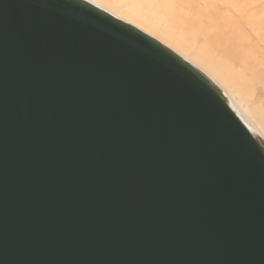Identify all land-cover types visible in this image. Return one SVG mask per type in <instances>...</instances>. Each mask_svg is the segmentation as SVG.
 <instances>
[{
  "label": "water",
  "instance_id": "water-1",
  "mask_svg": "<svg viewBox=\"0 0 264 264\" xmlns=\"http://www.w3.org/2000/svg\"><path fill=\"white\" fill-rule=\"evenodd\" d=\"M0 264H264V142L90 1L0 0Z\"/></svg>",
  "mask_w": 264,
  "mask_h": 264
},
{
  "label": "bare ground",
  "instance_id": "bare-ground-1",
  "mask_svg": "<svg viewBox=\"0 0 264 264\" xmlns=\"http://www.w3.org/2000/svg\"><path fill=\"white\" fill-rule=\"evenodd\" d=\"M119 1L121 3H125V5L121 6V3ZM150 1H163V0H150ZM98 2L102 5L110 4L111 6H114V8L119 12L121 16L120 17L117 15L118 17L124 18V20L134 19L135 21L141 22L143 25H146L148 28L156 31L160 36L173 41L174 44L182 48L184 52H188L192 54L191 55L192 58L196 62H198V64L201 65L206 71L198 66L200 69L206 72V74L207 72H209L213 76V78H215L216 80H220V82L226 87V89L228 90L231 96V101L235 104V106L230 101V99L225 95L226 93L224 94V92L222 90L221 91L226 97L227 101L229 102V105L231 106V108L235 111V113L239 116L241 121L251 131V133L257 135L264 142V138H263L264 137V110L261 108L262 106L260 107L259 105H255L254 103H252V96H254V93L253 91H250V88H249L254 82L253 83L246 82V78L244 79V81L241 82V80H239L235 76V74L231 70V67L219 65L217 61L212 56L209 55V52L207 50L208 48L207 46H210V47L217 46L218 49L219 47L220 48L222 47L223 52L228 57L238 61L237 66L239 68H242L243 71H245L246 73H249L250 68L248 65H246L248 57H246L245 48L248 49L246 51L248 53V56H250L249 58H251L252 60L253 58L256 57L255 53H258L257 52L258 49H256L257 48L256 47L255 48L256 51L253 50L251 40L244 39L245 37L242 36L241 28L242 27L248 28L251 31L252 36L256 40H259L261 42L264 41L263 32H262L264 28V1H261V0L260 1L258 0H233V1L232 0H222V1H219L220 6L227 7L229 9L226 13L227 16L229 15V18H225L226 15H224V17L223 16L215 17L217 14L211 13V12H210V16H208L206 13V16L204 18L196 19V17H194L192 20L193 24L189 23L191 25H189L188 28L196 32H200L201 35H204V37L209 38V39H206L208 41L207 46L205 45V47H202V48H195L193 44L189 45L188 42L180 41L179 39H177L176 38L177 35L173 33L165 24L160 22L155 17L150 16L145 11L147 7H146V4L143 5L144 3L139 4L138 6L136 5L138 4V1L102 0ZM187 4L189 3L187 2ZM197 4H195V6ZM217 4L218 3H215V7L218 8L219 6ZM191 6L192 5H190V7ZM195 6H192V7L195 8ZM186 9L187 8H185V10ZM153 10L155 12H158V11L162 12L164 8H160L159 6H156ZM201 12H202V9H201ZM188 15L190 16V14ZM114 16L116 17V15ZM196 16L197 18H199L198 14H196ZM190 18L191 16L188 19ZM189 21L191 22V20ZM217 25H221L223 27L217 28ZM249 50H250V54L248 52ZM263 75L264 74H261L260 76L263 77ZM262 77L258 78V80L261 79ZM256 82L261 84V82H258V81ZM246 108L249 110V112L246 111ZM250 114L252 116H250ZM254 114L258 116H254ZM255 117L258 119H255ZM256 124H258V126ZM253 126H255L260 133L257 131V129H254Z\"/></svg>",
  "mask_w": 264,
  "mask_h": 264
},
{
  "label": "rangeland",
  "instance_id": "rangeland-1",
  "mask_svg": "<svg viewBox=\"0 0 264 264\" xmlns=\"http://www.w3.org/2000/svg\"><path fill=\"white\" fill-rule=\"evenodd\" d=\"M89 1H91L92 3L97 5L98 7H100V6H101V8L103 7L102 9H104V10L106 9L110 13L116 15L117 18L122 19L123 21H126V22L136 26L137 28L141 29L142 31L146 32L150 36L154 37L155 39L159 40L161 43H163L164 45H166L167 47L172 49L175 53H177L178 55H180L181 57L186 59L189 63H191L197 69H199L201 72H203V74H205L209 79L212 78L214 80L213 81L211 79L212 82L214 84H216L224 92V94L226 93L225 95L231 101V96H230L228 90L226 89V87L220 82V80H216L215 78H213V76L209 72H207V74H206V72L203 71L205 69L192 58V56H191L192 54H190L188 52H184L182 50V48H180L179 46L174 44L173 41H171L165 37L160 36L156 31L148 28L146 25H143L141 22L135 21L134 19L124 20V18H120L121 16H120L119 12L114 8V6H111L110 4L109 5H102L98 2V1H102V0H89ZM124 1H138V4H136L138 6H139V4H143V3H144L143 5L146 4L147 9L145 11L150 16L155 17L160 22L165 24L173 33H175L177 35V37H176L177 39H179L180 41H186V42H188L189 45L193 44L195 48H202V47H205V45L207 46L208 41L206 39H209V38L204 37V35H201L200 32H196V31L188 28L189 25L193 24V21H192L193 18L194 17H196V19L204 18L206 16V13L208 16H210V12L216 13L217 15L215 14L216 15L215 17H218V16L224 17V15H226L227 11L229 10L227 7H223V6L221 7L220 6L219 1H222V0H163V1L124 0ZM173 1H175V2H173ZM185 1H187L192 6H195V4H197V2H198V4L195 6V8H193L192 6H191L192 7L191 8L190 5L187 4V2H185ZM193 1H195V2H193ZM215 1H217V2H215ZM258 1H260V0H258ZM261 1H264V0H261ZM184 2L186 3V5ZM215 3H218L217 4L219 6L218 8L215 7ZM176 4H178V5H176ZM124 5H125V3H121V6H124ZM156 6H159L160 8H164V10L162 12H160V11L155 12L153 9ZM185 8H187L186 9L187 11L185 10ZM201 9H202L203 14L201 12ZM187 12L191 16L190 19H188L190 16L187 14ZM196 14L199 15V18H197ZM117 15L120 17H118ZM225 18H229V15L228 16L226 15ZM186 19L188 20V22ZM189 20H191V22ZM189 23H191V24H189ZM184 24L187 26H185ZM221 27H223V26L217 25V28H221ZM241 32H242V36L245 37V38L243 37L245 40L246 39L251 40L253 50H255L256 47H257L256 49H258L257 50L258 53H255L256 57L254 56L255 58H253L251 56L254 60L253 61L251 58H249L250 56H248V53L246 51L248 49L245 48V54H246V57H248L246 65H248L250 68L249 73H246L245 71H243L242 68H239L237 66L238 61L228 57L223 52L222 47L221 48L219 47V49H218L217 46H212V47L207 46L208 47L207 50L209 52V55L212 56L217 61V63L219 65L231 67V70L233 71L235 76L239 80H241V82L244 81L245 78H246V82H250V83L254 82L251 85V87L248 86L250 88V91H253V93H254V96H252V103H254L255 105H259L260 107L262 106L261 108L264 110V75H263V77L260 76L261 74H264V41L261 42L259 40H256L252 36V33L248 28L242 27ZM262 32H263V38H264V28H263ZM248 52L250 54V50ZM198 66L200 68H202L203 70L200 69ZM260 77H262V78L258 80V78H260ZM256 81L261 82V84L257 83ZM218 84H220V85H218ZM246 85H248V84H246ZM248 87H247V89H248ZM233 105L235 106L234 103H233ZM246 111L249 112V110L247 108H246ZM250 116H252V115L250 114ZM254 116H258V115L254 114ZM255 119H258V118L255 117ZM256 125L258 126V124H256ZM253 128L257 129L255 126H253ZM257 131H258V129H257Z\"/></svg>",
  "mask_w": 264,
  "mask_h": 264
}]
</instances>
